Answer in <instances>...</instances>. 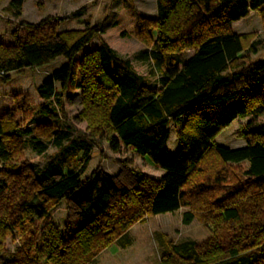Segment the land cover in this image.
I'll return each mask as SVG.
<instances>
[{
	"label": "trees",
	"instance_id": "trees-1",
	"mask_svg": "<svg viewBox=\"0 0 264 264\" xmlns=\"http://www.w3.org/2000/svg\"><path fill=\"white\" fill-rule=\"evenodd\" d=\"M24 3H10L18 17ZM261 8L264 0H158L157 20L142 25V40L151 46L133 58L120 57L102 41L77 61L104 32L87 24L73 36L58 33L59 21L67 18L52 25L50 20L24 24L23 31L13 33L12 45L0 43L2 84L14 73L66 60L38 88L45 101L39 107L43 117L56 118L64 92L78 89L82 116L90 119L95 132L101 124L97 116L105 118L113 153L133 148L165 171L159 180L135 173L131 187L100 169L83 179L90 149L79 148L37 172L18 162L23 138L32 137L35 151L42 155L50 145L63 149L69 132L53 129L43 141L32 128L0 117V162L6 167L0 172V262L92 264L144 214L189 209L183 215V224L189 226L195 218L192 208L206 211L210 206L205 196L214 186L193 181L204 171L203 163L215 156L224 164L247 163L248 180L226 194L228 204L220 208L225 224L210 240L172 245L161 264H264V59L247 62L245 37L231 31L233 23ZM250 48L257 53V44ZM188 50L194 52L186 58ZM238 118H249L240 130L246 145H217L221 131ZM172 122L182 127L180 150L174 156L168 149ZM80 151L82 165L75 161ZM63 201L76 206L77 218L66 223L64 233L41 236L37 222L47 220ZM7 237L21 243L14 261L1 258Z\"/></svg>",
	"mask_w": 264,
	"mask_h": 264
},
{
	"label": "rangeland",
	"instance_id": "rangeland-1",
	"mask_svg": "<svg viewBox=\"0 0 264 264\" xmlns=\"http://www.w3.org/2000/svg\"><path fill=\"white\" fill-rule=\"evenodd\" d=\"M11 1L0 0V43L5 45L13 44V33L23 31L24 24L37 25L50 20L52 25L67 18L66 21H59L61 24L57 32L71 36L85 29L87 24L101 28L104 33L92 40L84 52L76 57L77 61H80L84 54L96 50L102 41L107 42L120 57L133 58L135 53L151 46H147V42L142 40L143 22L158 18V0H25L20 17L11 9ZM83 9L85 13L81 18L72 17L74 13ZM231 31L245 37L244 56L249 58L247 62L264 59V8L251 11L247 18L233 23ZM253 43L257 44L256 54L250 48ZM193 52L186 51V58L192 56ZM65 64L66 60L58 59L40 67L14 73L8 84L0 82V117L14 120L23 128H32L35 135L43 141L49 140L53 129L68 131L70 134V139L64 142L63 149L50 145L47 152L42 155L35 151L32 137H24L19 164H24L26 168L32 165L37 172H40L51 163L60 162L68 154L74 155L81 148L84 150L89 148L90 161L82 175L83 179L100 169L129 187L134 184L135 173L159 180L163 175L162 172L165 171L157 168L148 157L139 155L133 148L122 147L119 153L111 151L108 139L112 137V133L105 124V118L97 116L95 120H99L98 123L101 124L96 127L95 132L89 124L90 119L82 116L84 108L81 105L80 90L64 92L62 105L57 107V117L53 120L41 115L39 107L45 101L40 98L38 88L48 76ZM141 69H146V66ZM78 78L80 79V73ZM248 120L249 118L235 120L230 127L221 131L215 139L216 144L231 149L244 147L246 141L241 138L240 130ZM34 121L36 123H33ZM181 130L182 127L177 122L169 125L171 137L168 148L173 156L180 150ZM84 159L83 151H80L75 161L81 160L79 162L82 165ZM247 166V163L224 164L217 157L212 156L203 163L204 171L193 181L199 184L206 182L214 186L213 191L205 196L210 200L208 201L210 206L206 211H199L197 206L192 208L195 218L189 226L183 224V215L189 209L157 216L144 214L143 220L131 226L126 235L119 239L123 244L126 239V242L139 243L140 249L151 263H160L165 254L170 252L172 245L187 242H194L197 245L205 243L214 236L217 228L225 224L220 215V208L228 204L226 202L228 200L225 199L226 194L235 192L237 184L248 180L244 175ZM5 168L0 162V172ZM26 173L32 175L29 170ZM217 178L220 180L217 181ZM208 179L209 182L206 181ZM76 218V206L69 201H63L53 208L47 220L37 222L36 228L42 232L41 236L46 238L49 235H60L64 233L66 223L74 222ZM20 248L21 243L17 238L7 237L3 241L4 254L1 258L4 261H14ZM137 251L138 247L133 246L131 251L126 253L132 255ZM120 253L122 252L118 244L114 243L100 259L103 261V257L108 256L114 258ZM133 259L124 257L127 264H131ZM179 259L176 256L175 261Z\"/></svg>",
	"mask_w": 264,
	"mask_h": 264
},
{
	"label": "crops",
	"instance_id": "crops-1",
	"mask_svg": "<svg viewBox=\"0 0 264 264\" xmlns=\"http://www.w3.org/2000/svg\"><path fill=\"white\" fill-rule=\"evenodd\" d=\"M169 149V148H168ZM163 175L165 174V172H162ZM162 175V176H163ZM126 235V234H125ZM124 235V236H125ZM127 241V239H126ZM125 241V242H126ZM124 244L121 242V239L117 240L115 243L118 244L119 249L121 250L122 253H120L119 255L115 256L114 258H111L112 256H108V257H103V261H101V257L103 256L104 253H107L109 251L108 247L106 250H104L95 260L92 264H127L126 260H124V257H128L129 258H134L131 264H161L157 263V262H150L147 255L144 254L143 250L140 249L141 247L139 246V243H130V242H126ZM114 244V243H113ZM135 244V245H134ZM112 246V245H111ZM133 246L138 247V251L136 254H129L126 252H130L131 248ZM145 262V263H144Z\"/></svg>",
	"mask_w": 264,
	"mask_h": 264
}]
</instances>
